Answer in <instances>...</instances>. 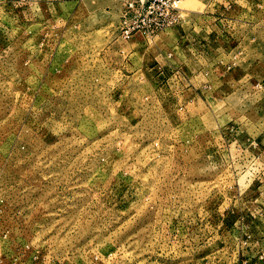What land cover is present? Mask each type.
<instances>
[{"label":"rangeland","instance_id":"rangeland-1","mask_svg":"<svg viewBox=\"0 0 264 264\" xmlns=\"http://www.w3.org/2000/svg\"><path fill=\"white\" fill-rule=\"evenodd\" d=\"M180 6L0 0V264H264V0ZM216 58L256 88L191 90Z\"/></svg>","mask_w":264,"mask_h":264},{"label":"built area","instance_id":"built-area-1","mask_svg":"<svg viewBox=\"0 0 264 264\" xmlns=\"http://www.w3.org/2000/svg\"><path fill=\"white\" fill-rule=\"evenodd\" d=\"M122 4L120 31L129 39L135 34L153 38L184 19L182 0H119Z\"/></svg>","mask_w":264,"mask_h":264},{"label":"crops","instance_id":"crops-1","mask_svg":"<svg viewBox=\"0 0 264 264\" xmlns=\"http://www.w3.org/2000/svg\"><path fill=\"white\" fill-rule=\"evenodd\" d=\"M193 51H194L195 57L197 56L203 57L204 55L206 56L207 54L209 55L211 54L209 50V46L207 44H201L200 41L198 40L196 41L195 39L193 40ZM218 62L219 61H217V58L214 60H210L211 64H210L209 71L205 72L200 69L199 71L195 73V77L199 78L200 80L205 77L216 78L217 80L211 79L212 82L209 80V81H206L207 84L204 83V84H199V85H192L189 88L197 92L202 91L203 88L209 89L210 92H213L215 88L217 94L221 95L225 93L226 99H231L233 96H235L238 93L240 94L241 92H243L245 89L249 87L254 88L255 83L259 81V80H255L253 75L248 74V73L241 75L235 71L234 72L225 71L224 73L220 74V72L218 71V67L220 68L221 64H218L216 67H211L212 64L215 65ZM214 81H216V84L214 83ZM215 100H218V97H215Z\"/></svg>","mask_w":264,"mask_h":264}]
</instances>
